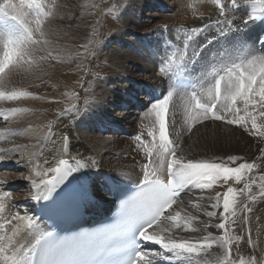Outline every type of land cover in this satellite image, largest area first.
I'll return each instance as SVG.
<instances>
[{
  "label": "bare ground",
  "instance_id": "6f19581e",
  "mask_svg": "<svg viewBox=\"0 0 264 264\" xmlns=\"http://www.w3.org/2000/svg\"><path fill=\"white\" fill-rule=\"evenodd\" d=\"M84 1L82 0L80 8L77 9L75 18H72L74 20L71 23L72 26L67 28V23L57 24V21L63 17L61 16L63 9L57 7L58 5L55 4L54 0H37L42 5L48 6L45 10L51 11L52 15L47 18L43 25L45 32L43 39L47 43L39 46L40 51L36 54L33 64L35 70L16 69L10 72L6 69L4 73H0V81L3 82L0 84L1 88L8 87L7 89H11V91L32 93L31 96L10 100L12 109H22V111L12 113L8 110L10 112L8 113L6 110L0 115L2 124L0 125V156L3 157L0 160V193L10 191H7L10 194L9 198L0 200V203L5 205L4 210L0 212V223H5V219L11 220L17 213L22 217L34 219V209L40 199H33V197L41 193L32 187L31 180L35 178V171L39 170L37 164H43L44 159L51 160L53 156L67 158L66 154L61 152L62 145L59 139L60 135L64 133L70 139L68 158L70 155L76 157V159H83L85 162L95 161V166L89 164L88 167L80 168L72 172L71 175L79 184L87 185L90 195L93 194V196L98 197L100 202L97 206L100 208L103 206V202L108 200L105 181L106 175L109 173H113L119 181L136 184L143 180V172L146 169L144 166L148 165L149 170L159 171L164 177L167 176L165 169L159 167V161L156 158L157 149L155 145L159 143L158 120L151 108L147 112H136L139 115L141 114V118L138 117V126L134 128H132L133 125H131L132 127L126 126L128 131L134 135L133 138L81 133L78 128L83 126L79 119L84 111L98 107L93 97L98 95L97 97L105 99L109 95L97 93L92 88L93 85H100L106 82L108 78L110 79L111 76L117 78L119 76L127 77L128 73L132 76V71L137 66L145 67L148 71H154L155 74L151 76L154 77L155 84L151 85L166 95L171 89V76L181 65L183 66L181 57L187 59L184 46L187 34L191 32L193 27H202L208 23L214 24L220 18L217 6L214 0H181L179 11H177L178 15L185 14L186 18L190 20L177 27L161 28L163 29L161 35L158 33L156 36L153 35L155 39L158 38L161 41L162 46L160 49L149 51L145 48H139L129 51L118 50L119 52L108 51V60L112 65L107 63L99 65L98 70L100 73L94 78L92 77L91 82L88 83L85 77H82L85 71L84 63L93 67L97 66L98 63H102L104 56L102 55L103 49H101V53L96 57V60L91 61V63L88 60L91 53L95 52L96 49L95 45L91 46L87 33L89 30H93L95 20L92 15L94 8L90 6V0ZM2 2L3 0H0V3ZM13 2L19 3L20 0H13ZM136 2L145 5V0H129L128 6ZM223 2L228 3V0H223ZM237 9L238 11L233 12V9L229 6L228 16L230 19H236V23L239 24L240 17L247 18L249 13L255 15V12L262 8L259 3L248 0V3L237 5ZM133 11L129 8V11L124 12L125 22L133 23L134 27H139L140 23ZM34 16L35 13L30 18H34ZM107 22L109 25L113 23L111 19ZM59 27L61 29H58ZM215 31L216 29L213 27L199 36H193L192 41L189 42L187 53L191 54L196 45L203 43L205 37L215 35ZM262 31H264V24H256L251 20L246 26L230 33L228 41L236 45L230 53L232 59L237 57V53H242L246 56V59L242 61L246 66L248 59L253 56L264 55L257 46L264 35L261 33ZM255 37H258L256 44H254ZM117 39L120 38L117 37ZM70 41L71 45H69ZM90 47L91 50H89ZM209 47L213 50L202 55L196 65L195 74L197 76L201 72L208 71L210 65L221 64V61L217 58V50L220 46L214 42ZM68 50L73 55L66 58ZM59 54H63V57H60ZM41 55L45 56L46 59L41 61ZM162 57H166V60L173 58L175 61L172 65L173 73H170L167 77L157 68V63ZM128 61H131L133 66H127L126 62ZM205 65H207V69H205ZM25 67L27 68V65ZM128 80L132 87L140 86L138 78L129 77ZM76 87L80 88V93L83 96L75 97L72 95ZM202 97L205 101H208L206 86ZM256 99L259 100V97L257 96ZM131 100L132 96L125 99L126 103H130ZM236 106L241 109L239 115H244L243 101L238 100ZM248 110L256 116L257 129L255 130L251 128L250 119L243 127L228 124L226 121L212 120L211 118L205 120L203 114L195 110L194 103L189 99L188 94L178 91V94L174 95L167 118H169L168 125L171 128L173 142L178 145V156L182 155L185 161L192 159L210 163L228 162V157L232 156L236 157V160L230 163L229 166L236 167L239 163H253L254 169L251 173L244 172L243 178L239 182L233 178L226 184L218 183L213 189L200 190L191 185L188 186L187 191L183 194H187L189 198L184 199L185 197L183 198L182 194L177 203L165 215L169 213L175 215V212L179 211L182 217L191 216L197 219L191 221L190 228L184 230L174 229V234L166 233V235H172L173 238L178 240L202 241L204 237L211 234L216 241H219L224 233L216 226L221 222L224 213L222 212V200L221 208L213 209L210 207L214 203L215 193L217 191L223 193L228 186L243 189L244 184L250 182L249 178L257 181L252 185V193L255 195L259 192V177L264 175V135L261 134L264 132V116H260L259 113L264 111V108H261L259 104L253 108L250 104ZM221 115H224V113H221ZM4 116H7L8 119L5 120ZM228 118L231 119L232 117L229 116ZM136 119L134 116L128 121L129 124L136 122ZM93 120L95 118L87 115L83 119L85 127L89 125L88 123H94ZM99 121H101V118ZM37 125H40V128L36 127ZM49 130L52 132L51 136ZM150 131L157 133L155 144L153 138L148 135ZM137 136L142 137L141 141L136 140ZM149 151L153 153L151 158L147 155ZM110 152L120 155L126 154L127 156L126 158L105 156V153L110 154ZM98 154L103 155L99 156ZM69 162L75 163L71 159ZM27 163L32 164L30 174H20L19 176L11 172L14 169H22V164ZM3 170L4 172H2ZM104 175L105 181L103 179ZM22 181L28 183L30 188L29 193L23 196L18 195ZM209 196L213 199L209 200ZM247 197V192H244L243 195L238 193L237 204L239 207L236 209V217H230V221L235 219L236 222L241 224L243 234L246 232L248 239L251 236L254 242V246L252 245L253 253L259 259L257 264H260L264 261V200L257 197L255 201H251ZM244 203H247L253 209L252 213L247 214L249 216L247 221L244 220L245 213L241 210ZM209 211H216L217 215L209 217L207 215ZM181 223L183 224L184 221L181 220ZM26 224L27 219L12 221L11 225L5 223V227L0 230V234L12 236L13 243H17V245L26 243L32 240V235L29 234ZM38 224L41 228L42 225L39 222ZM233 225L231 224L228 230L232 237L235 232L233 230L235 226L233 227ZM161 227H170V222L164 221ZM13 229H16L15 235H13ZM148 244L150 246L152 243L148 242ZM236 246L233 237L230 258L237 261L239 259L247 260L237 255ZM148 250L159 251L160 248L153 249L149 247ZM172 255V253H165L166 257ZM225 255L224 248L220 244L214 243L208 252L195 257L193 264H226ZM153 259H161L164 264H185L184 259L174 258L169 260L163 257Z\"/></svg>",
  "mask_w": 264,
  "mask_h": 264
},
{
  "label": "snow or ice",
  "instance_id": "6c2138e0",
  "mask_svg": "<svg viewBox=\"0 0 264 264\" xmlns=\"http://www.w3.org/2000/svg\"><path fill=\"white\" fill-rule=\"evenodd\" d=\"M254 3H259L264 9V0H253ZM217 6L219 17L214 24H204L202 27H193L191 32L187 34V39L184 41L185 56L181 57L184 68L191 71H185L181 74L191 76L196 72V65L202 55L211 52L213 49L209 47L214 42L219 45L217 50V58L221 61V67H213L211 71L201 72L196 76L201 88L206 86V94L208 102L201 103L196 87L190 89V100H195V109L202 112L204 119H215L226 121L228 124H235L243 127L248 120H251V128L257 129L256 116L249 112V105L253 108L257 104L264 108V55L253 56L251 59L244 62H231V50L236 47L228 41V36L233 31L240 27L246 26L251 20L257 19L258 15L247 14V18L240 17V23H236V19H230L228 16V8L231 6L233 12L238 11L237 5L248 3V0H228L224 3L223 0H214ZM48 6L42 5L37 0H20L19 3H14L13 0H3L0 3V73H4L6 69L10 72L16 69L35 70L33 64L35 56L40 51L39 46L47 43L43 39L45 32L43 25L48 17L52 15L51 11L45 10ZM33 13H35L34 18ZM5 20L14 22V26L8 27ZM215 27V35L205 37L203 43L196 45L191 54L187 53L189 42L193 36L208 31L209 28ZM39 37V38H37ZM264 43V37L260 39ZM222 53V54H221ZM49 55H51L49 53ZM46 59L41 55L40 60ZM175 63L173 58H169L163 62L164 66L160 71L162 74L169 75L173 73L172 65ZM27 65V68L25 67ZM207 69V65L204 66ZM211 76V80L207 79ZM3 82L0 81V84ZM181 92V91H180ZM187 93V91H183ZM178 91L171 88L166 95L161 99L151 104V111L155 113L158 120V140L156 146V158L159 161V167L164 168L167 177L165 178L159 171L149 170L146 165V170L143 172V180L138 186V190L130 196L126 201L122 202L121 214L126 219H140L144 223L138 232L141 241L151 242L159 245L160 250H146L141 248L135 253V259L132 264H152L153 258L163 257L166 259H184L185 264H193L194 258L208 252L214 243L220 244L225 250L226 264H257L256 258L252 257L249 260L239 259L232 260L231 242L233 237L229 234L231 224H235L236 220L230 217H236L237 195L248 193L247 199L255 201L257 197L264 200V175L259 177V192L252 193V185L257 181L250 179V182L244 184L243 189H237L228 186L223 193L217 191L214 197V203L210 205L213 209L221 208L224 215L221 217V222L216 226L224 235L219 241L215 240L211 234L204 237L202 241L178 240L172 235L174 229H188L191 227V221L196 217H182L181 212L176 211L175 215H165L167 209L172 208L177 203L179 194L188 186H193L196 189H213L218 183H227L230 179L241 181L244 172L251 173L254 169L253 163H239L236 167L229 166L230 163L236 160V157H228V162L210 163L205 161H194L188 159L185 161L183 156H178V145H175L169 138L167 130V114L169 106L173 101L174 95ZM32 93L27 91H0V98L7 100H17L21 97L31 96ZM259 97V100L256 97ZM243 101L244 115H239L241 109L238 108L237 101ZM15 113L22 109H9ZM219 113H224L221 115ZM264 116V111L259 113ZM232 118L229 119L228 117ZM7 120L8 117L4 116ZM264 135V132L261 133ZM49 135H52L49 130ZM149 136L153 138L155 144L157 133L150 131ZM61 141V152L69 154V136L64 133L59 137ZM142 137L137 136L136 140L141 141ZM55 144V141L53 142ZM147 155L151 158L152 151ZM3 157L0 156V160ZM75 163H70L69 160ZM19 163V162H18ZM95 166V161L85 162L83 159H76L69 155L68 159L52 157L51 160L44 159L43 164H37L39 170L35 171V178L31 180L33 188L40 191L41 194L35 195L33 199L47 200L57 187L74 171L80 168ZM8 192L0 193V200L9 198ZM209 200L213 197L209 196ZM5 205L0 203V212L4 210ZM195 207V205H194ZM245 215L244 220L247 221L253 209L247 203L243 204L241 209ZM209 217H215L216 211L207 212ZM19 219H27L26 228L29 234L32 235V240L26 243H13V237L7 234H0V264H81V258L86 255L90 249L98 243L102 242L101 238L95 235L85 234L79 237L64 238L63 240L50 242L47 237L50 235L40 228L37 221L31 217H22L19 213L11 218L5 219V223L11 225L12 221ZM181 220L184 223H181ZM164 221L170 222V227H161ZM230 221V222H229ZM5 223H0V230L4 229ZM150 229L152 231H150ZM195 230V229H192ZM16 229H13L15 235ZM108 237H104L106 240ZM237 241L242 237H235ZM248 243L254 246V242L249 236ZM165 253H172V256H165ZM264 264V261L260 262Z\"/></svg>",
  "mask_w": 264,
  "mask_h": 264
},
{
  "label": "rangeland",
  "instance_id": "374dc122",
  "mask_svg": "<svg viewBox=\"0 0 264 264\" xmlns=\"http://www.w3.org/2000/svg\"><path fill=\"white\" fill-rule=\"evenodd\" d=\"M57 7L63 9L61 19L57 21V24L67 23L66 27L69 28L72 26V18H75L77 9L80 8L82 0H54ZM89 1V0H85ZM84 1V2H85ZM129 0H90V6L94 8L93 10V17H94V28L93 30H89L88 38L90 39L89 42L92 45H95L96 49L95 52L91 53V57L88 58L90 61L96 60V57L99 56L101 53V49H103V60L102 63H98L97 66H91L89 64L84 63L85 71L83 73V78L89 82H91V78L99 74L98 66L107 63L108 65H112L111 62L108 60L109 52L111 51H129L131 49L137 50L139 48H145L149 51L153 49H160V44L162 46L161 41L158 38H154L156 34H162L161 28H168L177 27L181 24H185L189 22L190 19L186 18L185 14L178 15L179 5L181 4V0H145V5H140V2L133 3L131 6H128ZM213 1V0H212ZM85 4V3H84ZM129 8L132 9L137 21H139V27H134L133 23H127L124 19V12L129 11ZM69 17V19H67ZM112 20V24L109 25L107 22L108 20ZM58 29H61L60 27ZM154 35V36H153ZM140 36V37H139ZM117 37L120 39L118 40ZM160 42V44H159ZM71 41L69 45H71ZM142 46V47H141ZM99 48V51H98ZM91 50V47L90 49ZM97 50V51H96ZM109 51V52H108ZM108 52V53H107ZM73 55L71 51H67L66 58ZM88 55V54H87ZM93 55V57H92ZM95 55V56H94ZM60 57H63V54H59ZM89 56V55H88ZM95 58V59H94ZM163 58V59H162ZM158 63L157 68L160 70L163 67V60H166V57H162ZM87 63V62H86ZM127 66H133L131 61L126 62ZM96 67V68H95ZM155 72L148 71L145 67H135L132 71V76L129 75L124 77L117 78L116 76H111L110 79L106 82L101 83L100 85H93L92 88L99 94H109L108 97L105 99H101L100 97H93L95 99L97 108L89 109L84 111L79 121L82 123V128H78L79 132L90 134H100V135H112L118 137H127L130 138L134 135L130 133L126 126L134 128L138 126V117L141 118V114H137L136 108H134L135 100H142L143 95L139 93V90L142 91L143 87L145 86H153L151 84H155V79L153 75ZM167 77V75H165ZM129 77H136L139 79L140 86L132 87L129 82ZM154 82V83H153ZM138 85V84H137ZM155 88V86H153ZM1 88L0 91L3 92H11V89ZM142 88V89H141ZM148 88V87H147ZM8 90V91H7ZM138 90V91H137ZM111 91V92H110ZM137 92V93H136ZM75 97L83 96L80 93V88L76 87V90L72 93ZM80 95V96H79ZM132 96V100L130 103H126L125 99ZM131 99V98H130ZM0 102V115L4 113L6 110L12 109L11 101L7 100L6 98H1ZM4 100V101H3ZM129 102V101H128ZM125 104H130V108H127ZM148 108L144 109L141 112H147L151 105L147 104ZM34 109V107H33ZM92 116L95 118L94 123H88L85 127L83 119L85 117ZM137 118L136 122H132L133 124H129V120ZM124 117V118H122ZM101 118V121L98 120ZM122 118V120H121ZM218 121V120H217ZM220 121V120H219ZM96 122V123H95ZM0 125L1 119H0ZM36 125V124H35ZM36 127L40 128V125ZM116 127V128H115ZM86 128V129H85ZM105 128V133L100 132V129ZM114 128V130H112ZM25 129V128H22ZM108 129V130H107ZM18 131V130H17ZM104 153V152H103ZM99 156L103 154H98ZM105 156L111 157H121L126 158L125 155L115 154L110 152V154H106ZM123 156V157H122ZM22 169H14L13 173H16L20 176L30 174L32 172V164H22ZM116 170V169H114ZM4 172V170L2 171ZM116 172V171H115ZM230 181V180H229ZM20 191H18V195H27L30 191L28 187V183L25 181L21 182ZM10 192L9 190H7ZM6 191V192H7ZM184 199L189 198L187 194H183L182 196ZM235 226V227H234ZM234 227V243H236L237 247V255L239 257H244L245 259L249 260L252 257L256 258V255L253 253V247L248 243V236L247 233L244 232L242 226L239 222L233 225ZM242 237L241 240L237 241L235 237ZM258 262L259 259L256 258Z\"/></svg>",
  "mask_w": 264,
  "mask_h": 264
},
{
  "label": "water",
  "instance_id": "95a60500",
  "mask_svg": "<svg viewBox=\"0 0 264 264\" xmlns=\"http://www.w3.org/2000/svg\"><path fill=\"white\" fill-rule=\"evenodd\" d=\"M67 158H68V154H66Z\"/></svg>",
  "mask_w": 264,
  "mask_h": 264
}]
</instances>
